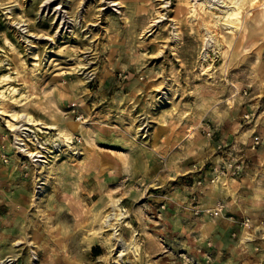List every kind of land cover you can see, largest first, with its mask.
I'll return each mask as SVG.
<instances>
[{"label":"rangeland","instance_id":"1","mask_svg":"<svg viewBox=\"0 0 264 264\" xmlns=\"http://www.w3.org/2000/svg\"><path fill=\"white\" fill-rule=\"evenodd\" d=\"M122 1L0 0V264H115L112 199L139 240L121 264H264V23ZM23 109L40 163L14 145Z\"/></svg>","mask_w":264,"mask_h":264},{"label":"bare ground","instance_id":"2","mask_svg":"<svg viewBox=\"0 0 264 264\" xmlns=\"http://www.w3.org/2000/svg\"><path fill=\"white\" fill-rule=\"evenodd\" d=\"M228 0H210L206 1L204 3H200L201 6L210 7L211 5H214V3H221ZM231 5L224 7V10H219V8L216 6V12L218 13L214 18L216 19L214 24L217 22H224L229 27L234 28L235 30H239V33L241 36L245 35V32L247 31V25L245 24V18L243 17V12L246 11L247 8H252L253 11H255V15L252 17V23H264V1L260 3V0H230ZM112 6H119L123 7V1L122 0H110ZM207 3H210L207 4ZM208 5V6H205ZM188 6V3L186 2L184 5V9L186 10ZM246 14V13H245ZM7 77L3 76V80H6ZM2 98V96L0 97ZM18 116V117H17ZM11 118L14 120V123L9 124L10 127H12L14 132V145L18 149L19 152H21L24 156L30 158V160L34 162H42L41 159L44 158V155L48 154V150L46 149L45 142L39 143H32V146L34 147L35 151H31L27 145L22 141V137L24 140H27L28 136L25 134V132H29L28 127L31 126H37L40 124V122L36 121L28 112H26L25 109L21 111V114L17 113H11ZM19 120V121H18ZM54 128L55 127H51ZM68 128L70 130H75L74 125H69ZM61 129V128H60ZM56 128L55 133V140H57L59 143L56 145L57 151L60 152L62 150V147H66L67 149H70L73 151L71 146L70 137L67 135V133L64 130H60ZM24 134V136H22ZM55 142V141H54ZM39 195H42L44 193V190L42 188V184L37 186V191ZM221 194L218 190V187H213L207 194H206V204L212 205V202L215 201L217 198H220ZM126 218L125 212L120 207V201L118 199H112L109 202V211L103 216V226L105 228L113 230L114 233L111 234V237L108 240H112L111 246L113 250V256L115 257L116 263L115 264H121L123 262V259L125 257L128 258V255L131 254L133 257V260H137L139 256V240L136 237L137 234L133 233L131 235V238L128 242H126L121 237H117L116 235V227L119 225L121 226L122 220ZM207 221V224L209 223V219L205 217ZM124 226H128L126 223ZM251 239V238H250ZM249 239V240H250Z\"/></svg>","mask_w":264,"mask_h":264},{"label":"built area","instance_id":"3","mask_svg":"<svg viewBox=\"0 0 264 264\" xmlns=\"http://www.w3.org/2000/svg\"><path fill=\"white\" fill-rule=\"evenodd\" d=\"M257 144H258V138L256 137L254 140V145H257ZM221 210H222L221 204H217L216 207L214 208V214L215 215L219 214Z\"/></svg>","mask_w":264,"mask_h":264}]
</instances>
